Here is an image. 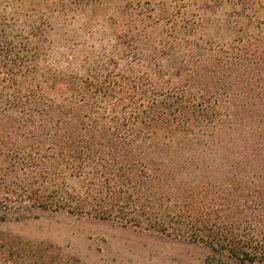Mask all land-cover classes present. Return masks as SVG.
<instances>
[{"label": "rangeland", "instance_id": "obj_1", "mask_svg": "<svg viewBox=\"0 0 264 264\" xmlns=\"http://www.w3.org/2000/svg\"><path fill=\"white\" fill-rule=\"evenodd\" d=\"M41 1L0 0L1 7L12 6L6 12L11 40L22 35L42 54L41 79L47 67L63 70L75 62L83 73L94 68L101 74L107 44L98 40L103 35L97 24L103 15L118 16V8L142 10L151 18L165 10L200 20L214 39L204 37L202 48L224 44L255 16L264 20V0H93L96 25H85L83 16L56 15L43 35L48 18L34 5ZM15 12L26 17L24 24L14 20ZM190 55L191 63L196 55ZM222 73L212 78L213 97H227L232 110L197 107L198 123L190 134L163 127L155 136L145 128L162 111L178 118V101L142 107L130 125L112 114L93 119L87 101L81 103L86 125L62 119L60 130L59 116L2 110L0 232L56 244L62 264H218L220 259L237 264L229 251L235 246L256 254L260 260L253 264H264V81L238 77L229 60ZM131 124L142 128L139 137L132 135ZM49 162H61L64 176ZM206 228L234 241L213 250L197 240V234L207 239ZM0 264L21 263L0 247Z\"/></svg>", "mask_w": 264, "mask_h": 264}, {"label": "trees", "instance_id": "obj_2", "mask_svg": "<svg viewBox=\"0 0 264 264\" xmlns=\"http://www.w3.org/2000/svg\"><path fill=\"white\" fill-rule=\"evenodd\" d=\"M56 4L51 5L48 0L34 4L48 18L41 25L43 35L53 28L51 21L56 15L65 18L71 15L74 20L75 17L83 16L85 25L92 24V27L99 19L98 12L92 10L93 0L81 3L74 0L69 3L59 1ZM9 8L12 6H0V113L11 109L27 115L37 110L43 118L53 117L56 120L59 116L57 130L61 129L62 119H67L69 123L68 120L73 118L75 123L85 126L86 114H82L81 103L87 101L86 106L93 119L112 114L118 117L122 125H130L131 119L136 117L142 107L145 109L149 105L156 109L158 104L178 101V118L166 117L162 111L153 119L154 123H151L152 119L149 120L145 128L155 136L164 133L163 127L175 133L190 134L198 123V108L213 106L221 113L232 110L227 97H213L216 88L212 78L223 74L222 67L228 60L238 77L247 81L258 77L264 81V20L260 16H255L252 21L248 18V27L239 28L224 44L216 47L205 45L202 48V43H199L208 37V32L200 20L191 22L186 16L170 14L165 10H161L156 18H151L143 14L142 10L129 13L126 7L118 8V16L103 15V20L97 24L103 35L98 40L107 44L103 52L101 74L98 75V69L94 68L83 73L75 62L63 70L49 66L45 70L46 76L41 79L37 75L44 60L37 46L32 48L31 40L22 35L15 41L11 40V20L6 16ZM13 15H19L14 20L21 25L26 22V17L19 12ZM239 15L245 20L243 14ZM78 30L82 31V28L79 26ZM87 33L89 39L96 34L94 28L87 30ZM208 40L214 41L211 37ZM192 51L196 55L191 61L193 65L190 63ZM84 69L85 66L82 67ZM190 76L195 84L190 81ZM199 84L203 85L201 91L197 89ZM184 89H187L186 94ZM22 118L23 122H27L24 116ZM6 123L8 128L7 120ZM0 127L4 128L3 120L0 121ZM131 127L132 135L139 137L142 128H135L132 124ZM81 133L82 130H78L77 137ZM63 154L64 151H61L60 156ZM51 167L64 176L65 166L61 162H49ZM40 205L47 207L42 202ZM206 230L207 233L210 230L207 239L197 234V240L198 237L202 238L213 250L221 251L234 241L227 235L214 234L210 228ZM0 234V247L17 256L21 264H62L60 248L56 244L34 243L19 235ZM229 251L237 258V264H253L260 260L246 247L235 246ZM261 259L264 260V256ZM221 261L218 260V264Z\"/></svg>", "mask_w": 264, "mask_h": 264}]
</instances>
